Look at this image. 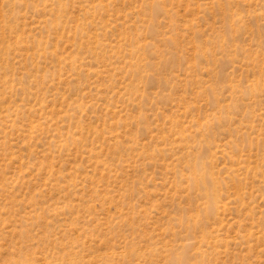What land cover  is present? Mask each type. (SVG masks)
I'll return each mask as SVG.
<instances>
[{"label": "rangeland", "instance_id": "rangeland-1", "mask_svg": "<svg viewBox=\"0 0 264 264\" xmlns=\"http://www.w3.org/2000/svg\"><path fill=\"white\" fill-rule=\"evenodd\" d=\"M0 264H264V0H0Z\"/></svg>", "mask_w": 264, "mask_h": 264}]
</instances>
